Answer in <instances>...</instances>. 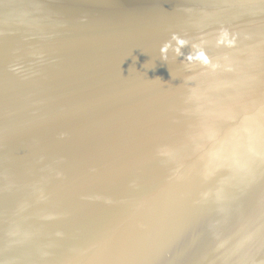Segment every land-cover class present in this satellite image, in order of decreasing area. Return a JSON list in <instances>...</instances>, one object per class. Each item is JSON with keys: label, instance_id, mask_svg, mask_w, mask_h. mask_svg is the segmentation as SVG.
Returning a JSON list of instances; mask_svg holds the SVG:
<instances>
[{"label": "water", "instance_id": "1", "mask_svg": "<svg viewBox=\"0 0 264 264\" xmlns=\"http://www.w3.org/2000/svg\"><path fill=\"white\" fill-rule=\"evenodd\" d=\"M0 264H264V0H0Z\"/></svg>", "mask_w": 264, "mask_h": 264}, {"label": "clouds", "instance_id": "2", "mask_svg": "<svg viewBox=\"0 0 264 264\" xmlns=\"http://www.w3.org/2000/svg\"><path fill=\"white\" fill-rule=\"evenodd\" d=\"M173 39L177 40V45L178 47L175 49V51L177 53H179V47H183L185 44V41L183 40H179L177 39L175 36H173ZM169 48V44L165 43L162 47H161V55L163 58H166V53L168 51ZM186 60L189 61V63L193 62L194 60H200V61H205L206 62V57L204 55V53L202 51H196L195 55H188L187 57H185ZM61 136H63V134H61ZM59 175V174H58Z\"/></svg>", "mask_w": 264, "mask_h": 264}]
</instances>
